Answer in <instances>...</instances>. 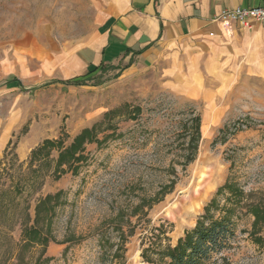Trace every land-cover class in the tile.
Segmentation results:
<instances>
[{
  "label": "rangeland",
  "instance_id": "1",
  "mask_svg": "<svg viewBox=\"0 0 264 264\" xmlns=\"http://www.w3.org/2000/svg\"><path fill=\"white\" fill-rule=\"evenodd\" d=\"M105 3L0 0V264H168L164 248L211 200L235 236L205 264H264V223L254 231L250 210L264 205V60L203 101L172 92L154 67L87 69L79 47ZM90 127L83 158L58 166ZM225 182L238 198L217 191ZM57 191L46 220L35 206ZM36 213L47 243L26 242Z\"/></svg>",
  "mask_w": 264,
  "mask_h": 264
},
{
  "label": "crops",
  "instance_id": "2",
  "mask_svg": "<svg viewBox=\"0 0 264 264\" xmlns=\"http://www.w3.org/2000/svg\"><path fill=\"white\" fill-rule=\"evenodd\" d=\"M262 1L106 0L79 58L87 69L119 62L157 68L172 92L203 101L242 72H261L264 24L245 27L214 17Z\"/></svg>",
  "mask_w": 264,
  "mask_h": 264
},
{
  "label": "trees",
  "instance_id": "3",
  "mask_svg": "<svg viewBox=\"0 0 264 264\" xmlns=\"http://www.w3.org/2000/svg\"><path fill=\"white\" fill-rule=\"evenodd\" d=\"M79 79H73L70 81H61L63 83L79 84ZM13 81H16L13 79ZM19 83L18 81H16ZM55 82V81H50ZM139 110V109H138ZM195 130L198 131L200 118L199 116L194 117ZM93 127L82 129L77 135L74 136L72 142L61 149L58 152L56 158V164L62 165L72 161L80 160L83 156L78 153L84 147L83 143L86 141L93 140ZM58 144L60 141L57 142ZM48 144L54 145L53 141L45 140L41 147H45ZM194 141H190L191 149L195 148ZM38 150V149H36ZM192 154L188 157L191 160ZM68 163V164H69ZM227 188L230 193L237 197L241 194V191L227 182L221 185L217 191ZM61 195L60 191L53 194H46L44 197L39 199L35 206V211H46V220L53 215V209L55 201ZM216 200H211L208 205L204 208V212L197 218L195 225L191 229H187L184 235L179 237L177 243L174 246L168 245L163 250V255L169 258L168 264H205L214 255H218L231 247L232 239L235 236V224L231 219L223 214L220 217H215L214 214L210 212V208ZM250 210L253 214L252 229L257 230L261 228L262 223H264V205L261 203H255L251 205ZM35 214L33 217V223L28 226L26 233V242L39 241L42 243H47L48 238L46 235H41V229L36 226V222L41 221L42 218ZM40 218V220H39ZM254 235L257 233L254 232ZM257 239V238H256ZM255 239V240H256Z\"/></svg>",
  "mask_w": 264,
  "mask_h": 264
},
{
  "label": "built area",
  "instance_id": "4",
  "mask_svg": "<svg viewBox=\"0 0 264 264\" xmlns=\"http://www.w3.org/2000/svg\"><path fill=\"white\" fill-rule=\"evenodd\" d=\"M214 20L222 23L237 22L245 27H249L252 22L264 24V0L254 7L237 6L224 9L215 15Z\"/></svg>",
  "mask_w": 264,
  "mask_h": 264
}]
</instances>
